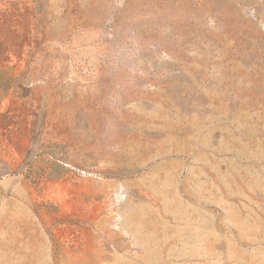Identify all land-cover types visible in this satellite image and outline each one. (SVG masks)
Wrapping results in <instances>:
<instances>
[{
  "label": "rangeland",
  "instance_id": "rangeland-1",
  "mask_svg": "<svg viewBox=\"0 0 264 264\" xmlns=\"http://www.w3.org/2000/svg\"><path fill=\"white\" fill-rule=\"evenodd\" d=\"M0 264H264V0H0Z\"/></svg>",
  "mask_w": 264,
  "mask_h": 264
}]
</instances>
